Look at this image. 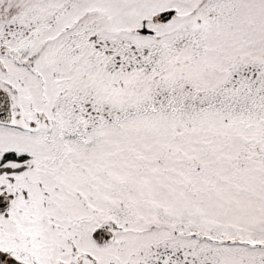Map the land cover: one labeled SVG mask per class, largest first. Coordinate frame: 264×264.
I'll use <instances>...</instances> for the list:
<instances>
[{
  "label": "snow or ice",
  "instance_id": "snow-or-ice-1",
  "mask_svg": "<svg viewBox=\"0 0 264 264\" xmlns=\"http://www.w3.org/2000/svg\"><path fill=\"white\" fill-rule=\"evenodd\" d=\"M0 264H264V0H0Z\"/></svg>",
  "mask_w": 264,
  "mask_h": 264
}]
</instances>
